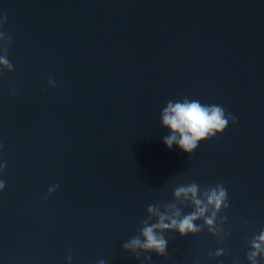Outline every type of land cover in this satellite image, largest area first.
Masks as SVG:
<instances>
[{
    "label": "water",
    "instance_id": "1",
    "mask_svg": "<svg viewBox=\"0 0 264 264\" xmlns=\"http://www.w3.org/2000/svg\"><path fill=\"white\" fill-rule=\"evenodd\" d=\"M4 17L0 264H249L264 229V0H0ZM184 97L237 118L191 155L162 139L161 110ZM192 182L227 189L223 239L205 226L165 232L167 256L123 249L150 204Z\"/></svg>",
    "mask_w": 264,
    "mask_h": 264
},
{
    "label": "clouds",
    "instance_id": "2",
    "mask_svg": "<svg viewBox=\"0 0 264 264\" xmlns=\"http://www.w3.org/2000/svg\"><path fill=\"white\" fill-rule=\"evenodd\" d=\"M6 17L0 19L3 24ZM0 40L4 41L3 52L0 56V70H13V64L6 58L8 54L7 44L11 38L4 32H0ZM49 84L54 86L55 82L49 78ZM160 121L163 126L169 129V134L164 136L163 143L171 149L177 145L183 152L191 155L197 149L199 143L211 139L222 133L229 124V121L236 123L237 118L219 104H203L199 100L184 97L181 100L168 101L161 110ZM2 147V145H0ZM6 166L0 164V171ZM59 185H53L48 189V195L52 194ZM5 188V181L0 180V191ZM174 200L167 203L150 204L147 207V219L142 221L139 234L131 237L123 244V249L132 253L136 259H140L141 253H156L158 256H167L168 240L164 233L176 231L181 236L197 234L205 226L207 231L214 236L223 239L224 230L217 223V220L224 223L227 216L218 214L229 207L228 192L222 182L215 186H208L201 189L196 182L187 185H180L174 189ZM47 199V196L44 197ZM180 205V206H178ZM183 207H190L191 211L183 213ZM155 218V222H151ZM201 220L202 224L194 222ZM250 250L246 253L249 264H259L258 257L264 259V229L258 235H254L249 241ZM226 254L224 249L217 250L215 256ZM209 257L212 253L208 254ZM70 262L72 257L68 255ZM152 257L144 256L142 264H149ZM198 259V258H197ZM98 264H105L104 260ZM238 264V259L233 261Z\"/></svg>",
    "mask_w": 264,
    "mask_h": 264
}]
</instances>
